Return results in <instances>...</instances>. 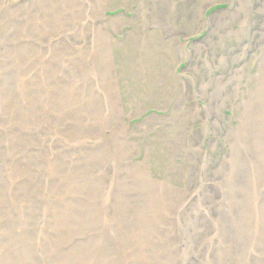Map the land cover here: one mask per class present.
<instances>
[{
    "label": "rangeland",
    "instance_id": "obj_1",
    "mask_svg": "<svg viewBox=\"0 0 264 264\" xmlns=\"http://www.w3.org/2000/svg\"><path fill=\"white\" fill-rule=\"evenodd\" d=\"M263 25L0 0V264H264Z\"/></svg>",
    "mask_w": 264,
    "mask_h": 264
},
{
    "label": "bare ground",
    "instance_id": "obj_2",
    "mask_svg": "<svg viewBox=\"0 0 264 264\" xmlns=\"http://www.w3.org/2000/svg\"><path fill=\"white\" fill-rule=\"evenodd\" d=\"M262 16V15H261ZM264 26V25H263ZM258 115V114H257ZM262 122V121H261Z\"/></svg>",
    "mask_w": 264,
    "mask_h": 264
}]
</instances>
